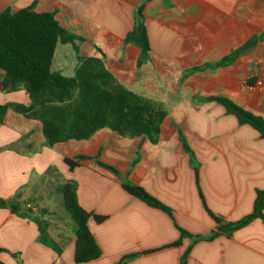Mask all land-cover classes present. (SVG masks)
Wrapping results in <instances>:
<instances>
[{"label":"crops","instance_id":"obj_1","mask_svg":"<svg viewBox=\"0 0 264 264\" xmlns=\"http://www.w3.org/2000/svg\"><path fill=\"white\" fill-rule=\"evenodd\" d=\"M141 6L151 52L139 69L140 50L125 38ZM29 7L55 13L63 29L84 39L76 43L80 56L102 59L120 84L163 108L167 118L156 144L103 129L89 140L49 148L38 121L9 109L0 122V199L31 201L62 255L38 243L35 222L0 209V248L7 251L0 261L76 264V224L62 193L75 182L81 208L105 218L90 222L103 256L88 264H118L133 255L126 264H264L261 220L231 236L197 239L217 230L209 212L225 224L239 222L264 191V140L223 106L205 101L227 98L264 120V42L228 68L183 79L189 70L217 63L263 35L264 0H0V13ZM62 46L52 69L72 78L77 53L72 44ZM29 103L23 90L0 89V106ZM181 136L194 153L198 176ZM11 145L16 149H8ZM78 156L97 158L120 177L95 160L71 171L64 160ZM123 182L146 190L172 209L174 219L129 195ZM27 209L22 205L19 212ZM181 230L192 237L182 238Z\"/></svg>","mask_w":264,"mask_h":264},{"label":"trees","instance_id":"obj_2","mask_svg":"<svg viewBox=\"0 0 264 264\" xmlns=\"http://www.w3.org/2000/svg\"><path fill=\"white\" fill-rule=\"evenodd\" d=\"M134 18V29L127 34L125 43L140 50L138 59L140 69L150 61L151 52L145 26L144 6L136 10ZM83 41V38L63 29L56 20L55 13H38L33 7L18 12L8 10L0 13V89L4 93L23 90L30 100L27 106L22 104L0 106V122L9 109L27 119L38 121L42 125L45 146L49 148L69 141L89 140L103 129H109L124 138L145 137L153 144L158 143L162 125L167 118L166 111L120 84L106 68L102 59L80 56L76 43ZM262 42L264 34L252 38L217 63L189 70L183 79L206 70L228 68ZM60 44H72L77 53L78 66L72 78L64 77L52 69L55 53ZM205 101L223 106L229 115L237 118L239 125L251 126L264 140V120L261 117L246 111L227 98L210 97ZM181 141L191 155V162L198 176L194 153L182 136ZM8 149H16V145H11ZM88 160H95L99 167L120 177L116 169L99 162L97 158L78 156L75 159L65 158L64 162L73 171ZM122 188L149 207L160 210L174 219L172 209L143 188L129 182H123ZM62 193L66 211L76 224L75 263L88 264L99 260L103 256V251L91 231L90 222L93 220L96 224H101L105 218L81 208L75 182L65 184ZM22 205L28 208L32 202L20 203L19 196L9 201L0 199V209H10L14 214L35 222L39 229L38 243L53 249L61 256L62 249L50 238L49 225L41 218L42 213L37 215L31 208L21 213L19 211ZM209 215L215 221L217 230L209 237L197 238L198 240L211 241L221 235L231 236L256 220L264 222V191L257 192L252 213L239 222L225 224L211 212ZM181 234L182 238L192 237L182 230ZM177 245H180V242L174 244ZM2 253L7 251L0 248V254ZM135 257L137 255L129 256L118 264H126ZM0 264L3 263L0 261Z\"/></svg>","mask_w":264,"mask_h":264},{"label":"rangeland","instance_id":"obj_3","mask_svg":"<svg viewBox=\"0 0 264 264\" xmlns=\"http://www.w3.org/2000/svg\"><path fill=\"white\" fill-rule=\"evenodd\" d=\"M68 48H70V47H68ZM62 50H64V49H63V46H62V45H59V47H58V52H57V55H56V56H59V55L61 54V51H62ZM66 50H68L69 53H70V49H66Z\"/></svg>","mask_w":264,"mask_h":264},{"label":"built area","instance_id":"obj_4","mask_svg":"<svg viewBox=\"0 0 264 264\" xmlns=\"http://www.w3.org/2000/svg\"><path fill=\"white\" fill-rule=\"evenodd\" d=\"M27 207H28V208H32V206H31V205H28Z\"/></svg>","mask_w":264,"mask_h":264}]
</instances>
